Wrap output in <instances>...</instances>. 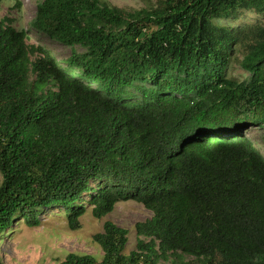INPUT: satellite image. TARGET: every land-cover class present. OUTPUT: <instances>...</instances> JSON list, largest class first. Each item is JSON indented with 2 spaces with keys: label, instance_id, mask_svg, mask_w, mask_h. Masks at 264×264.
I'll return each mask as SVG.
<instances>
[{
  "label": "trees",
  "instance_id": "obj_1",
  "mask_svg": "<svg viewBox=\"0 0 264 264\" xmlns=\"http://www.w3.org/2000/svg\"><path fill=\"white\" fill-rule=\"evenodd\" d=\"M239 8L264 0H41L31 25L86 49L68 58L78 73L0 19V238L44 208L77 229L88 209L102 219L130 199L152 213L134 249L105 220L100 260L55 264H264V157L242 131L264 125V40L241 59L249 81L225 78L243 35L212 22Z\"/></svg>",
  "mask_w": 264,
  "mask_h": 264
},
{
  "label": "rangeland",
  "instance_id": "obj_2",
  "mask_svg": "<svg viewBox=\"0 0 264 264\" xmlns=\"http://www.w3.org/2000/svg\"><path fill=\"white\" fill-rule=\"evenodd\" d=\"M41 0H0V19L7 17L16 28H23L31 42L48 49L61 67L78 73L67 61L72 50L81 54L85 48L68 46L38 31L31 25L37 4ZM110 6L127 11L149 9L156 6L158 0H100ZM214 25L229 29H240L242 37L232 49L229 62L224 70L225 78L237 81H249L251 74L241 65V59L256 41L264 40V10L257 12L251 8H239L230 18L214 19ZM152 88L151 84H140ZM132 100H140L142 93L134 90ZM195 93H190L193 96ZM243 133L254 143L264 157V125H248ZM1 181V176H0ZM152 216L151 211L133 200L116 203L113 211L102 219L91 215L90 209L80 218V227L70 229L63 207H50L41 210L38 225L29 226L19 217L11 228L0 238V258L3 264H55L68 253H87L98 260L102 257L101 247L92 236L102 230L105 220H110L128 230L126 252L134 249L136 222Z\"/></svg>",
  "mask_w": 264,
  "mask_h": 264
}]
</instances>
